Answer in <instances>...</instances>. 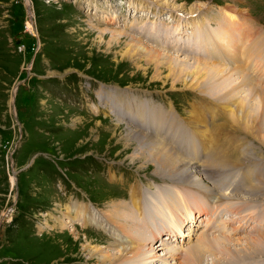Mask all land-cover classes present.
Masks as SVG:
<instances>
[{
	"label": "rangeland",
	"instance_id": "374dc122",
	"mask_svg": "<svg viewBox=\"0 0 264 264\" xmlns=\"http://www.w3.org/2000/svg\"><path fill=\"white\" fill-rule=\"evenodd\" d=\"M119 1L126 0H0V264H111L106 258L105 262L102 261L106 253L117 255L122 247L129 246L132 250H140L138 259H143L144 264H189L191 258L185 252L195 246L202 234L222 241L230 239L225 246L231 250L226 251L225 246L220 244L225 250L222 253L210 244L204 245L203 261L199 264H264L263 252L243 253L235 249L244 247L250 238L264 235L263 228L248 222L252 219L258 225L257 218L264 226V209L261 214L256 211L264 206V114L258 115L256 135L245 129L240 131L238 126L235 130L236 124H231L233 116L236 118L235 109L238 105L246 107L251 101L249 97L263 104L260 98L264 94V62L260 56H254V50L251 49L253 36L249 40L246 25L255 26L252 21L257 18L264 21V0H244L241 4L243 7L238 6V0H159V3L166 5L154 3L157 0H133L143 3L142 7L148 5L146 8L149 9L153 8L150 5L161 7V16L171 11H177L180 15L179 22L182 21V24L174 27L160 18L158 25L161 29L156 34L158 39L152 35L149 36L151 41L135 36L134 31L126 27L118 26L120 19L126 21L132 18L122 12L125 6L121 7ZM197 2L203 9H198ZM216 3L222 4L219 8L231 6L232 12L235 9L244 10L240 16L244 17L242 19L246 25L234 29L240 32L236 33V39L239 40L236 43L230 41V46L213 39L214 34L211 35L220 28L233 30L226 23L222 24L224 12L221 11L220 16L221 9L214 5ZM198 14L210 24L203 22L200 26L198 20L196 24L199 26L194 24L192 31L182 38L181 27L197 19L195 17ZM252 30L261 32L262 35H253L258 37V43L262 46L264 33L255 27ZM204 33L210 36L205 37ZM250 33L252 35V31ZM200 37L205 38L199 40ZM138 38L147 46H155L162 52L173 54L174 58L179 53L177 45H192L180 51L184 54L179 58H185L186 53L190 56L197 48L200 49L198 41H203L201 53L193 57L222 65L228 73L237 61L241 62L245 69L238 74L233 73L232 77L240 90L232 92L228 99H220L207 94V90H216L214 85L207 86V80L201 83V80L194 79L189 83L192 86L183 85L185 73L180 74L175 68L182 60L174 61L155 51L141 54L136 49ZM169 39L176 40V44ZM241 39L243 43L239 51ZM192 40L195 43L190 42ZM216 40L219 42L215 43ZM170 43L171 50L159 47ZM248 54L255 64H251ZM191 62L193 60L186 64L192 68ZM248 62L250 68L244 66ZM169 63L175 71L168 68ZM89 75L95 76L97 80ZM107 83L139 89V94L133 95L136 99H150L161 104L156 119H166V115H161L162 107L164 110L174 107L176 112L172 108L170 110L179 116L172 121L174 124L168 119L156 121H166L171 130L172 143V131L181 132L184 137L187 135L186 130H177L175 127L186 126L187 123L193 127L195 157L203 158L206 154L210 158L212 155L217 157L210 159L206 156L204 163L189 158L188 152L193 144L188 136H182L181 141L186 146L180 145V149L186 147L182 149L185 158L193 160L192 166L205 179L202 185V181L195 182L190 176L174 178L165 174L151 156L147 145H141L143 143L138 139L140 134L135 135L136 131L156 132L147 129L149 125L144 127L139 117L148 115L151 121H155L151 111L147 113L149 107L138 111V107L131 103L119 113L117 103L114 105L112 101L120 99V92L108 87ZM227 89L230 90L231 86ZM127 91L123 89L122 92ZM177 91L194 93L190 96L181 94L180 99L178 96L175 99L174 92ZM168 96H172L174 102L169 101ZM205 105L211 107L206 108ZM176 109L188 117L183 119ZM262 109L264 104L259 106V111ZM193 112L196 113V121L200 120L198 125L206 136L190 122ZM127 119L129 121H124ZM167 130L164 132L167 133ZM200 136L209 141L208 150L199 146ZM139 145L144 152L141 150V158L135 159L133 155L139 150ZM197 164H203L204 169L198 170ZM248 172L258 177L256 185L262 187L263 191H257L256 196L249 193L253 183L248 179ZM231 180L233 183L225 187L224 182ZM170 184L185 185L183 189H187L188 193ZM133 186L138 188L135 199L132 196ZM193 187L201 190V193H195ZM231 187L234 195L229 190ZM222 192L225 200L216 195H222ZM196 194L203 195L197 197L201 203L197 201L198 204L193 205L197 206L196 211H200L196 213L198 218L193 216L194 208L191 207ZM164 198H170L171 203L175 202L174 205ZM78 206L82 209L86 207L79 215L76 212ZM94 207L97 212L93 211ZM150 207L154 213L164 210V217H159L157 213L155 216ZM175 208L182 213L183 210L186 214L190 212L191 220L196 221L197 218V229L187 241H180L176 235L181 225L179 217L187 216H177L173 210ZM222 209L226 214L232 209H240L242 214L238 220L225 224L224 219L228 218L226 214L223 219L213 217L218 210L217 213L221 214ZM66 210H72L73 213L69 214ZM67 215L74 218L72 223L65 221ZM85 216L89 218L85 219ZM171 216L179 219L178 228L171 224L177 222ZM206 218L210 219L207 224ZM243 219L247 221L242 222ZM95 220L99 221V226ZM180 232L185 235V230ZM133 254L130 252L126 255L130 263L136 260ZM237 259L238 262H232ZM128 263L116 261L115 264Z\"/></svg>",
	"mask_w": 264,
	"mask_h": 264
},
{
	"label": "bare ground",
	"instance_id": "6f19581e",
	"mask_svg": "<svg viewBox=\"0 0 264 264\" xmlns=\"http://www.w3.org/2000/svg\"><path fill=\"white\" fill-rule=\"evenodd\" d=\"M147 1H149V0H147ZM152 2H154V1H152ZM154 3H158V5H166V4H163V3H159V0H157L156 2H154ZM198 3V2H197ZM201 4H203V3H201ZM169 5V4H168ZM196 5V4H195ZM202 5H199V3H198V9L199 10H201V9H203L202 7H201ZM195 7H197V6H195ZM195 7H193L194 9H195ZM178 9V8H177ZM191 9V8H190ZM221 9V11H223L224 12V16H221V19H222V24H227L228 26H231L232 28H233V30L232 29H230V28H220V29H218L217 30V32H215L214 33V31L211 33V35H213L214 36V38L213 39H218V40H220V42H222V44H223V42L224 43H227L228 45L229 44H231L230 43V41L232 42V43H236L235 41H238L239 39L237 38L236 39V33L238 34V33H240V32H236L234 29H240V27H242L243 26V28H244V26L246 25V23L244 22V20L242 19V18H244V17H242V16H240L241 14H243V12H244V10L242 9V11L243 12H241V11H239V9H235V11L234 12H232L230 9H231V6H229V7H221L220 8ZM192 11H193V9H192ZM222 12V13H223ZM163 17V16H162ZM185 18H186V15L184 16ZM164 18V17H163ZM170 18H171V16H170ZM169 18V19H170ZM162 19V18H161ZM246 19V18H245ZM187 23V22H186ZM190 23H192V21L190 22ZM198 23V22H197ZM188 25V24H187ZM196 25H198V24H196ZM199 25H200V23H199ZM198 25V26H199ZM193 26H195V25H193ZM201 26V25H200ZM207 26V25H206ZM205 26V27H206ZM184 27L185 26H183V27H181V29H180V31L182 30V29H184ZM197 27V26H196ZM221 27H222V25H221ZM246 27H248V30H249V40H250V38L253 36V39L251 40V42H252V44H251V49L252 50H254V56H260L261 58H262V60H263V62H264V43H263V45L262 46H260L259 45V43H258V37H255L253 34H261V32H258V31H254V30H252L253 28H254V26H250L249 24H247L246 25ZM195 28V27H194ZM199 29V27L197 28V30ZM207 29H209V28H207ZM247 29V28H246ZM256 29V28H255ZM156 30V28H154V30L153 31H155ZM178 30V29H177ZM204 30V29H203ZM243 30V29H242ZM152 31V32H153ZM208 31H210V30H208ZM240 31V30H239ZM250 31H252V35H251V33H250ZM157 32H158V30L155 32V34H151V32H150V36H152V35H154V36H156V34H157ZM196 33V32H195ZM242 33H245V31L244 32H242ZM248 33V32H247ZM175 34V33H174ZM173 34V36H175ZM185 34H187V32H185L184 34L182 33V34H180V36L182 37V38H184L183 37V35H185ZM257 34V35H258ZM121 35V34H120ZM158 35V34H157ZM204 35H205V37H207L208 35L207 34H205L204 33ZM256 35V36H257ZM262 35V34H261ZM153 36V37H154ZM171 36V35H170ZM179 36V37H180ZM198 36V35H197ZM210 36V35H209ZM212 36V37H213ZM239 36V35H238ZM134 36H132L131 38H133ZM157 37V36H156ZM156 37H154V38H156ZM178 37V36H177ZM205 37H200V38H198L199 40L200 39H204ZM212 37H210V38H212ZM153 38V39H154ZM160 38V37H159ZM169 38V37H168ZM188 38V37H187ZM243 38V37H242ZM133 39H135V38H133ZM157 39H158V37H157ZM180 39V38H179ZM190 39V38H189ZM192 39V38H191ZM197 39V40H198ZM209 39V38H208ZM212 39V40H213ZM263 39V38H262ZM160 40V39H159ZM169 40H171V39H169ZM218 40H216L215 41V43L218 41ZM156 41V40H155ZM161 41V40H160ZM171 41H173L175 44H176V40H171ZM180 41V40H179ZM208 41V40H207ZM211 41V40H210ZM214 41V40H213ZM135 42V41H134ZM142 42H144V41H141V39L140 38H138L137 39V41H136V49L138 50V52L139 53H144V52H146V51H148V52H151V51H155V53L156 54H158V55H164L165 54V56L167 57V58H170V59H173L174 61H179V59H181L182 60V62L180 63H177L176 65H175V68L177 69V71L180 73V74H183V73H185V79H183L184 81H183V85H185V86H192V85H189V83L191 82H193L194 81V79H196V81H199V80H201V83L203 82V81H208L209 83H208V87H209V85L211 86V85H214V88L216 89L215 91H209V90H207L208 92H207V94L208 93H210L209 95H212V96H214L215 98H220V99H228V96L230 95V94H232V92H238L240 89L238 88V85H237V87H236V83L233 81V73L234 74H238V73H240V72H242L245 68L243 67V66H241V62L239 63L237 60V64L235 65V67L234 68H231L230 69V71H229V73L228 72H225V68H223L224 66H222V65H219V64H216V63H212V62H209V61H207V60H204V59H200V58H197V57H191V56H188L187 55V53L185 54V58L183 57V58H179V57H181V55L182 54H184V53H180V51L183 49V48H186V49H189V47H191L190 45H189V47L187 46V45H183V43H181V45L179 44V45H177L176 46V48H177V50L179 51V53H178V57L177 58H174L172 55H170V54H167V53H165L164 51V53L160 50V49H158V48H156L155 46V48L154 47H150V46H147V45H145L144 43H142ZM185 42V41H184ZM190 42H192V43H195V41H190ZM199 42V47H200V49H198L197 48V50L196 51H198V52H200L201 53V48H202V46H203V41H198ZM219 42V41H218ZM180 43V42H179ZM239 43V42H238ZM242 43H243V41H242V39H241V42L239 43V45H238V50L240 51L241 50V46H242ZM131 44V43H130ZM249 44V43H248ZM132 45V44H131ZM195 45V44H194ZM211 45V44H210ZM214 44H212L211 46H213ZM217 45H218V43H217ZM130 46V45H129ZM135 46V45H134ZM227 46V45H226ZM230 46V45H229ZM232 46V45H231ZM194 47V46H193ZM205 47H207V46H205ZM208 47H209V45H208ZM213 47H216V46H213ZM212 47V48H213ZM237 47V46H236ZM191 49V48H190ZM213 49H215V48H213ZM231 49V48H230ZM237 49V48H236ZM193 50H195V49H193ZM237 50V51H238ZM134 51V50H133ZM176 51V50H175ZM184 51V50H183ZM190 51V50H189ZM210 51H211V49H210ZM233 51V50H232ZM235 51V50H234ZM233 51V52H234ZM167 52V51H166ZM177 52V51H176ZM185 52V51H184ZM236 52V51H235ZM129 53H131V52H129ZM209 53V52H208ZM211 53H212V51H211ZM222 53V52H221ZM231 53V52H230ZM215 54H217V53H215ZM237 54V53H236ZM251 54V53H250ZM211 55V54H210ZM224 55V54H223ZM230 55V54H229ZM233 57V56H232ZM247 58H251V57H249V54L247 55ZM150 60H153V58L152 57H150ZM190 60H193V62H191L192 63V68L191 67H189V66H187V64L186 63H188ZM243 60V59H242ZM250 60H252V62H251V64H255L254 62H253V58H251ZM256 60V59H255ZM261 61V60H260ZM158 63H160V62H158ZM249 63V62H248ZM260 63H262V62H260ZM250 63L249 64H245L244 66H247L248 65V68H250L249 66L251 65ZM257 64H258V62H257ZM182 65H183V67H182ZM219 65V66H218ZM169 67V69H171V70H174L173 69V67L171 66V64L169 63V65H168ZM263 70V73H264V64H263V68H262ZM175 71V70H174ZM174 71L172 72V73H174ZM247 72V71H246ZM245 77V76H244ZM253 77V76H252ZM261 79H263V78H261ZM246 80H248V79H246ZM253 80V79H252ZM250 81V80H249ZM244 82V81H243ZM253 82V81H252ZM230 83H231V85H230ZM233 83V84H232ZM248 83V82H247ZM258 83V82H257ZM194 84V83H193ZM244 84V83H243ZM250 84V83H249ZM258 85H259V83H258ZM198 86H199V84H198ZM229 86H231V89L229 90V89H227ZM240 86V85H239ZM241 87V86H240ZM262 87V86H261ZM196 88V87H195ZM238 88V89H237ZM263 90V89H262ZM261 90V91H262ZM241 91H242V88H241ZM241 93V92H240ZM238 94V93H237ZM231 96V95H230ZM236 96V94L234 95V97ZM252 96V95H251ZM256 96V95H255ZM257 97V96H256ZM251 98V101H249V103H248V105L245 107V106H243V105H238V108H237V110L235 109V114H236V118L233 116V122L231 123L232 125H233V123L234 124H236L235 126V130H237V126H238V130H240V131H242V129H245L246 131H248V132H250V131H252L253 133L255 132V127L257 126L256 124H257V120H258V115L261 113V114H264V109H262V110H260L259 111V106L261 107V105H263L264 104V94H263V96L260 98L261 99V103H263V104H260V101L259 100H257V101H259V102H255L254 101V99H253V97H249L248 99H250ZM247 99V100H248ZM242 100H243V98H242ZM245 100V99H244ZM243 100V101H244ZM236 101V100H235ZM239 101H241V99L239 100ZM222 102V101H221ZM207 104V103H206ZM237 104V103H236ZM235 104V105H236ZM200 106H202V105H200ZM206 106V105H205ZM209 107H211V105H208V106H206V108H209ZM215 107V106H214ZM204 108V107H203ZM231 108H233V107H231ZM233 109V110H234ZM257 109V110H256ZM261 109V108H260ZM142 110V109H141ZM196 110H198V109H196ZM233 110H232V112H233ZM256 110V111H255ZM143 111V110H142ZM144 113V112H143ZM219 113H220V111H219ZM173 114L175 115V113L173 112ZM192 114V116H193V118H191L190 119V122L193 124V126L195 125L196 127H198L199 128V130H200V132L203 134V130L200 128L201 126H199L198 125V123H199V121H196V118H195V114H194V112L193 113H191ZM234 114V115H235ZM150 115V114H149ZM139 117H140V119H142V121H143V126L144 127H147L148 125H149V127L147 128V129H149V130H154V131H156V132H152V131H147V132H145V133H142V132H140V131H136V133H135V135L136 134H140V136H139V138L138 139H141V143H143V144H141L142 146L144 145H147V147L149 148V150L151 151L150 153H151V156L153 157V159L155 158V160L157 161V163L160 165L159 167H161L164 171H165V174H167V175H169L170 177H174V178H178L179 176H182L183 175V177H186V176H190L191 178H193V180L195 181V182H197V181H202L201 182V184L200 185H202L203 183H204V178H201L200 176H199V174H198V171L196 170V168L194 167V166H192V161L190 160V159H186L185 158V155H184V151L182 150V149H184V148H186L185 146H186V144L185 143H183L181 140H182V138L184 137L183 135V137L181 136V134H183V133H181V132H176L175 131V133H173V131L171 132V134H174L173 135V138H172V140H173V143H172V141H171V135H170V127L169 126H167V123H165L164 121H161L160 123L159 122H156L157 120H155V121H151V119H147V118H149V116L147 115H145L143 118H142V116L141 115H139ZM228 118V117H227ZM230 118V117H229ZM144 119V120H143ZM181 120V119H180ZM164 122V123H163ZM209 122V121H208ZM159 123V124H158ZM173 123V122H172ZM227 124H228V122H226ZM225 123V124H226ZM252 123V124H251ZM174 124V123H173ZM177 124V123H176ZM222 124V123H221ZM225 124L223 125L224 127H226L225 126ZM166 126H167V128H166ZM171 126V125H170ZM222 126V125H221ZM182 128L184 129V130H186L187 131V126H184V125H182ZM227 128V127H226ZM230 128V127H229ZM129 129V128H128ZM144 129V128H143ZM166 129H168L167 130V133H165L164 131L166 130ZM175 129H177L176 127H175ZM261 129V128H260ZM172 130H173V128H172ZM178 130V129H177ZM180 130V129H179ZM194 130V129H193ZM198 130V131H199ZM233 130H234V128H233ZM234 130V131H235ZM131 131V130H130ZM132 131H133V129H132ZM157 132H158V134H157ZM195 132H196V130H195ZM187 134V133H186ZM194 134V133H193ZM255 134V133H254ZM132 135H134V134H132ZM204 135V134H203ZM256 135V134H255ZM129 136H131V135H129ZM204 136H206V135H204ZM127 137H128V135H127ZM135 137V136H134ZM186 137H187V135H186ZM186 137H184V138H186ZM188 138V137H187ZM259 138V137H258ZM130 139H132V138H130ZM136 139V138H135ZM212 139V138H211ZM128 140V139H127ZM134 140V139H133ZM187 140V139H186ZM190 141V140H189ZM211 141V140H210ZM215 141H217V140H215ZM215 141H213V142H215ZM207 142V141H206ZM204 144H206V146L204 145ZM208 144V145H207ZM141 145H139V147H138V151L137 152H135L134 153V158L136 159V158H141V156H140V154L142 155V153L140 152L141 150H142V152H144V150H143V148H142V146ZM180 145H185L182 149H180ZM189 146V145H188ZM208 146H209V141L207 142V143H203L202 142V147H207V150H208ZM211 146V145H210ZM248 146V145H247ZM246 146V147H247ZM188 148V147H187ZM216 148V147H215ZM146 149V148H145ZM182 150V151H181ZM187 150V149H186ZM219 154H222L221 153V151H217ZM226 153V152H225ZM185 154H186V152H185ZM145 155V154H144ZM237 156H240V153H237ZM143 157H145V156H143ZM148 159H150V158H148ZM147 159V160H148ZM196 162H197V160H195ZM236 163V162H235ZM196 165V164H195ZM222 165V164H221ZM244 165V164H243ZM197 167H198V170H202V169H204L203 167H204V165L203 164H197ZM249 173V176H248V179L253 183L251 186H252V189L251 190H249V193H250V195H255L256 196V192L257 191H259V192H261V191H263V190H261L262 189V187L261 186H257L256 184H258V177L256 176V175H254L253 173H250V172H248ZM158 174V173H157ZM261 176V175H260ZM189 180H190V178H189ZM189 180H185L186 182L187 181H189ZM264 180V179H263ZM235 182V181H234ZM248 184V183H247ZM221 185V184H220ZM220 185H218V187L220 186ZM250 186V185H249ZM200 187H204V186H200ZM217 187V186H216ZM132 188H134L132 191H134L133 192V199H135V197L137 196L136 195V193H138V188H137V186H133ZM264 188V187H263ZM146 189V188H145ZM193 189L195 190V193H201V190H199V189H196V188H194L193 187ZM205 189H206V187H205ZM249 189H250V187H249ZM203 191H204V189H202ZM208 190V189H207ZM222 190V189H221ZM224 191V190H223ZM248 191V190H247ZM136 192V193H135ZM225 192V191H224ZM143 193V192H142ZM204 193H205V191H204ZM205 194H207V193H205ZM222 195H220V194H216V195H219L221 198H223L224 200L226 199V197L223 195L224 193L222 192L221 193ZM226 194V193H225ZM181 195V194H180ZM192 195V194H191ZM211 195H212V193H211ZM216 195H213V196H216ZM195 196V195H194ZM180 197V196H179ZM197 197H200V196H198V194H196V196L194 197V198H192L193 200H195V203H191V205H197L198 203H197V201L198 202H200L201 203V200L200 199H197ZM219 197V198H220ZM181 201H183L184 200V198L181 196ZM183 199V200H182ZM241 199V198H240ZM242 199H243V197H242ZM245 199V198H244ZM247 199H248V197H247ZM189 200V199H188ZM210 199L208 198V201H209ZM219 200V199H218ZM217 200V201H218ZM176 201V200H175ZM184 202V201H183ZM222 202V201H221ZM175 203V202H174ZM174 203H171V205L173 206L174 205ZM185 204V203H184ZM211 204V203H210ZM254 204V203H253ZM212 205L213 204H211L210 205V207H212ZM255 205V204H254ZM72 206V205H71ZM83 206V205H82ZM77 207V206H76ZM161 207V206H160ZM85 208L86 207H84V209H82L80 206H78V208H77V215H79V212L82 210V211H84L85 210ZM162 208V207H161ZM72 209V208H71ZM152 212H153V209H151V207L149 208ZM75 210V209H74ZM73 210V211H74ZM93 211H95V212H97V209L94 207V209H93ZM164 210H158L156 213L158 214V216L159 217H164V212H163ZM219 211V210H218ZM218 211H216V214H218L217 212ZM257 211V210H256ZM65 212H67V210L65 211ZM171 212H172V210H171ZM186 212V211H185ZM67 213H73L72 212V210H68V212ZM86 213V212H85ZM151 213V212H150ZM156 213H154L153 212V214H155V216H156ZM162 213V214H161ZM174 213V212H173ZM220 213V212H219ZM255 213V212H254ZM93 214H94V212H93ZM201 214V213H200ZM89 215H90V213H89ZM214 215V214H213ZM157 216V217H158ZM194 216V215H193ZM227 216V215H226ZM91 217H95V215H91ZM87 218H89V217H86L85 216V219H87ZM171 218H172V220H176L177 221V219H176V217H174V216H171ZM72 219V220H71ZM73 219L74 218H72V216H70V215H67V220H65L66 222H69V223H72V221H73ZM166 217H165V221H166ZM193 219V218H192ZM207 219V221L208 222H206L205 224H207V223H209L210 222V219H208V218H206ZM82 220V219H81ZM89 221H91V220H89ZM93 221V220H92ZM169 221V220H168ZM191 221H193V220H191ZM95 222H96V224L99 226L100 225V223H99V221L98 220H95ZM165 223H167V222H165ZM173 226H176L177 228H178V223L176 222H174L173 221V223H171ZM209 226V225H208ZM205 227V226H204ZM76 231V230H75ZM262 231H264V230H262ZM179 232H180V229H179ZM185 233V232H184ZM263 234V233H262ZM182 235V234H181ZM183 236V235H182ZM184 237V236H183ZM217 237H219V238H221V239H224L225 237L224 236H217ZM254 237V236H253ZM122 240H124L123 238H121ZM233 239H236V238H233ZM233 239H232V241H233ZM228 240H230V239H226V240H224V241H222V240H219V239H211V237L210 236H207V234H202L201 235V237H200V240L195 244V246L193 247V248H190V249H188L187 250V252H185V253H188L189 255H188V257H190L191 258V260H189V264H199V262L200 261H203V260H201L202 258H201V256L203 255V253H204V251L205 250H203V246L205 245V246H207V245H212V246H214V247H216L218 250H220L222 253L226 250V251H228V252H230V248H227L225 245H226V243H227V241ZM231 241V240H230ZM237 242V241H236ZM235 242V243H236ZM239 242V241H238ZM163 243H161L160 244V246L162 245ZM215 244H217V246H215ZM220 244L221 245H224L225 247H224V251L222 250V247L220 246ZM228 244V243H227ZM240 244V243H239ZM255 245V246H254ZM229 246H231V245H229ZM233 246V245H232ZM253 246H254V248H253ZM209 247V246H208ZM205 249H206V247H204ZM134 250H132V248L129 246V247H122V250H120V254H117V255H112V254H107L106 253V255L104 256V258H103V262H105V258L107 259V260H109V261H111V264H115L116 263V261H122V262H124V263H128L130 260H127V258H126V255L128 254V253H130V252H133L134 254H133V256L134 257H136L135 259L136 260H134V262L133 263H128V264H144L143 262H144V260L143 259H138V257L139 256H141V255H137V254H141V252H140V250L139 249H137V248H133ZM236 249V251H238V252H243V253H245V252H253V251H258V252H263L264 253V235H258V236H256L255 238H250L247 242H246V244L244 245V247H242L241 246V248H235ZM242 250H245V251H242ZM233 251V250H232ZM232 251H231V253H232ZM101 252V251H100ZM96 253H97V251H96ZM136 253V254H135ZM225 253V252H224ZM235 253V252H234ZM237 253V252H236ZM93 254H95V252L93 253ZM92 254V255H93ZM174 254V253H173ZM257 254V253H256ZM236 256H237V254H235ZM239 255V254H238ZM133 257V258H134ZM257 258V257H256ZM102 259V258H101ZM238 262V259L237 260H233L232 262ZM240 261V260H239ZM242 262V261H241ZM102 263V262H101ZM231 264V262H227V263H225V264ZM256 263V262H255ZM201 264H202V262H201ZM236 264H238V263H236ZM247 264V263H246ZM250 264V263H249Z\"/></svg>",
	"mask_w": 264,
	"mask_h": 264
}]
</instances>
